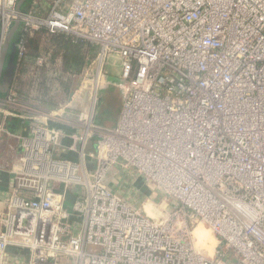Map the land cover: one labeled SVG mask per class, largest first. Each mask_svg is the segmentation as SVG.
<instances>
[{"label": "built area", "instance_id": "2783aa9c", "mask_svg": "<svg viewBox=\"0 0 264 264\" xmlns=\"http://www.w3.org/2000/svg\"><path fill=\"white\" fill-rule=\"evenodd\" d=\"M18 2L0 0V62L12 32L17 73L49 65L28 51L42 28L99 48L56 107L0 96V134L21 146L0 264H264V0H52L45 13ZM109 86L119 117L98 124ZM145 200L172 207L154 217Z\"/></svg>", "mask_w": 264, "mask_h": 264}, {"label": "trees", "instance_id": "16d2710c", "mask_svg": "<svg viewBox=\"0 0 264 264\" xmlns=\"http://www.w3.org/2000/svg\"><path fill=\"white\" fill-rule=\"evenodd\" d=\"M98 48V45L72 34L62 31L50 32L42 28L28 39V51L32 55H46L49 65L42 66L35 72L30 69L28 63H24L19 70L22 77L17 87L18 96L23 99L34 98L40 101V104H59L69 96L74 75L94 57ZM50 67L53 70L55 68L54 75L51 74L52 81H57L55 88L51 77L48 79L46 76ZM45 76L47 80H44Z\"/></svg>", "mask_w": 264, "mask_h": 264}, {"label": "crops", "instance_id": "0c3cea01", "mask_svg": "<svg viewBox=\"0 0 264 264\" xmlns=\"http://www.w3.org/2000/svg\"><path fill=\"white\" fill-rule=\"evenodd\" d=\"M52 0H25L21 7L23 9H30L31 7H35L37 8V10L40 13H45L47 12L48 6L51 3ZM50 70L46 73V76L51 77V74L54 75L55 73V68L53 70L52 67L49 68ZM44 77V80H47V77ZM21 77L22 74L20 73V71L17 73L16 69L14 67V74L10 83V87L9 89L6 91L4 89V95L2 96H7V94L11 91V90H16L17 91V87L19 86V84L21 83ZM51 81H52V77H51ZM57 81H52L53 87H57ZM1 84V83H0ZM5 88V84L3 86ZM113 89H115L116 87L110 86ZM73 88V87H72ZM117 89V88H116ZM114 93L112 96L109 97L108 100L109 103H107V106L109 107L108 112L110 114V116H107L106 120H100V119H96L97 115L95 112V122L98 124H105V125H114L116 124L118 117H119V113H120V108H121V95L120 92L116 90H114ZM106 95V92H105ZM68 98V97H67ZM66 98V99H67ZM34 99V98H32ZM65 99V100H66ZM64 100V101H65ZM38 104H40V101L35 100ZM62 101V102H64ZM62 102H60L57 105H50V104H40L43 107L46 108H52V107H56L58 105H60ZM99 102V100H98ZM9 129L15 132H26V123L23 122L21 119H12L9 121V125H8ZM94 146V139H92L90 141V145H89V149L91 150ZM21 153V146H20V141L19 139L15 138V137H9L7 134L2 133L0 134V208H3L5 206V202L10 194V189H11V166L13 164H17L18 162V158L19 155ZM141 185V184H140ZM142 187V186H141ZM16 253V250L12 248L11 250V254ZM15 258L11 257L10 262H12ZM12 264H17V262L14 260L12 262Z\"/></svg>", "mask_w": 264, "mask_h": 264}, {"label": "rangeland", "instance_id": "374dc122", "mask_svg": "<svg viewBox=\"0 0 264 264\" xmlns=\"http://www.w3.org/2000/svg\"><path fill=\"white\" fill-rule=\"evenodd\" d=\"M9 59H10V56L8 54V57L6 58L5 63L3 65V76L1 78V84H0V96L4 95V89L5 88L3 86L5 84V78H6L5 75L7 73ZM120 62H121V60H120L119 57L110 55L107 58L106 71H111L112 73H115L116 74L121 69ZM77 83L78 82L74 81L73 86L75 87V85ZM114 90L117 91L116 88L113 89L112 87L109 86V87L103 88L100 91V93H99V102H98V105H97V108H96V115H97L96 119L97 120L98 119H100V120H104L105 119L106 120L107 116H110V114H109V112L107 110V109H109V107L107 106V103H109V101H110V100H108L109 97L112 96L113 94H115L114 93ZM105 92H106V95H105ZM117 172H118V170H117ZM111 173H113L114 175H116V173L113 172V171ZM155 191L158 192L157 190H155ZM158 195H159V193H153V194H150V197L157 198ZM162 196L163 195H161V197ZM163 198H164V196H163ZM144 202H146L147 209L149 210L150 214L152 216H154V217H158L159 215H162L163 213L164 214H167L166 211H165L166 213L165 212L162 213V210L164 208L170 209L172 207L170 202H168L169 205H167V203H163L162 205L161 204H154L153 205V203L151 201H147V200H145ZM197 226L198 227H202L203 229H208V232L210 233L207 236V240H206L207 241V244L198 243L197 245L199 247H203V248H206V249L212 251V247L215 246L218 243V240L216 238V235L214 234V232L211 230V228L207 224L200 223ZM194 235H195V233H194ZM206 254H208V253H206ZM60 260H61V263L62 264H71L70 259H68L67 257H64L63 256V257L60 258Z\"/></svg>", "mask_w": 264, "mask_h": 264}, {"label": "water", "instance_id": "95a60500", "mask_svg": "<svg viewBox=\"0 0 264 264\" xmlns=\"http://www.w3.org/2000/svg\"><path fill=\"white\" fill-rule=\"evenodd\" d=\"M24 1L25 0H19V2H18L19 6H21ZM11 38H12V32H10L8 34L7 44L5 46V49H4L2 57H1V62H0V83H1V78L3 76V65L5 63L6 56H7L8 50H9V44H10ZM15 60H16V45H15V42H13L12 46H11L10 59H9V62H8L7 73L5 75V77H6L5 78V90L6 91L10 87V83H11V80H12V77H13V74H14ZM1 118H2V114L0 112V121H1Z\"/></svg>", "mask_w": 264, "mask_h": 264}, {"label": "bare ground", "instance_id": "6f19581e", "mask_svg": "<svg viewBox=\"0 0 264 264\" xmlns=\"http://www.w3.org/2000/svg\"><path fill=\"white\" fill-rule=\"evenodd\" d=\"M195 235L198 238V243H203V244H207V236L208 234H210L208 232V229H203L202 227H196V229L194 230ZM210 252L212 253V251L210 250Z\"/></svg>", "mask_w": 264, "mask_h": 264}]
</instances>
